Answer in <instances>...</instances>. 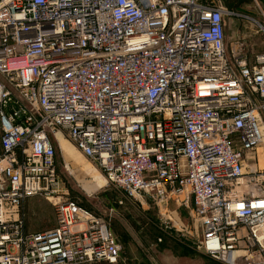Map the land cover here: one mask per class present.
<instances>
[{"label":"built area","instance_id":"2783aa9c","mask_svg":"<svg viewBox=\"0 0 264 264\" xmlns=\"http://www.w3.org/2000/svg\"><path fill=\"white\" fill-rule=\"evenodd\" d=\"M232 15L213 0H0V264L119 256L109 213L58 198L62 132L123 195L189 206L201 253L264 264V53L228 57ZM250 21L264 33V12ZM31 196L52 200L51 228L24 230Z\"/></svg>","mask_w":264,"mask_h":264},{"label":"rangeland","instance_id":"374dc122","mask_svg":"<svg viewBox=\"0 0 264 264\" xmlns=\"http://www.w3.org/2000/svg\"><path fill=\"white\" fill-rule=\"evenodd\" d=\"M213 1L226 7L223 0ZM233 10L235 15L224 17V47L230 59L238 56L249 64L255 55L264 53V33L251 25L246 16L251 14L259 20L260 14L253 0L242 1ZM65 144L72 159L65 158ZM53 145L55 166L61 181L58 198L73 199L100 216L109 213L111 229L120 245L114 263L91 261L80 264H228L198 250L200 227L189 206L185 208L173 201L157 202L144 195L127 197L105 181L97 167L66 139L64 132L56 135ZM262 149L264 143L254 150L258 152L256 164L260 163ZM254 151L242 155L243 159H248L249 165L253 164ZM73 160H78L80 166H74ZM250 185L254 186V182ZM245 192L241 190L243 195ZM29 203L43 215L45 227L54 225L52 200L32 197L27 201ZM30 218L31 215L27 214V220Z\"/></svg>","mask_w":264,"mask_h":264},{"label":"crops","instance_id":"0c3cea01","mask_svg":"<svg viewBox=\"0 0 264 264\" xmlns=\"http://www.w3.org/2000/svg\"><path fill=\"white\" fill-rule=\"evenodd\" d=\"M253 1H254V5H255L256 9L259 11V14L261 12H264L263 11L264 0H253ZM236 15H238V14H236ZM250 18H253V19H255V18L252 17L251 14H250V16H246L247 21H249V23L254 26V24L250 21ZM60 147H61V143H60ZM65 147L67 148L66 144H65L64 148ZM64 148H63V153H64ZM61 149H62V147H61ZM257 154H258V152L256 151V155ZM64 155H65V153H64ZM78 157L80 158V156H78ZM65 158L66 159H72V158H70V156H67V155H65ZM32 197L41 198L38 196H31V197L26 198L24 203L22 204V209L24 211V230L26 232H29V231H33V229L35 231H37V230H45V229L51 228V227H45V225H46L45 221H44L45 219H42L43 215L41 213H38L37 209H35L32 205L30 206V203L27 204V201ZM25 209L27 212H25ZM27 214H29V216L31 215V218L28 220H27ZM52 218H53V215H52ZM35 219H38V220H36L34 222ZM53 224H54V219H53Z\"/></svg>","mask_w":264,"mask_h":264},{"label":"trees","instance_id":"16d2710c","mask_svg":"<svg viewBox=\"0 0 264 264\" xmlns=\"http://www.w3.org/2000/svg\"><path fill=\"white\" fill-rule=\"evenodd\" d=\"M245 0H223L224 5L226 6L227 9L232 10L235 12L233 9H236L238 5ZM111 229V226H110ZM112 230V229H111ZM113 232V231H112ZM116 237V236H115Z\"/></svg>","mask_w":264,"mask_h":264},{"label":"bare ground","instance_id":"6f19581e","mask_svg":"<svg viewBox=\"0 0 264 264\" xmlns=\"http://www.w3.org/2000/svg\"><path fill=\"white\" fill-rule=\"evenodd\" d=\"M262 143H264V131H263ZM64 153H65V155L69 156L68 155V149L66 147L64 148ZM77 161L76 160H73V164H74V166L79 167L81 163H79V161L78 162ZM244 189H246V187H242L241 188V190H244ZM250 189L252 190V187H250Z\"/></svg>","mask_w":264,"mask_h":264}]
</instances>
